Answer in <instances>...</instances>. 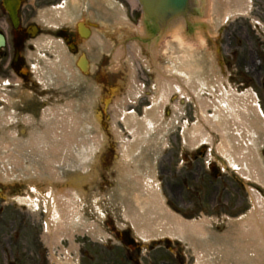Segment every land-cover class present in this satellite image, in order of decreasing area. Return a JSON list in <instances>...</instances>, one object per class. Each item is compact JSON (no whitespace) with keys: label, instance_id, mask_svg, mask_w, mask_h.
Wrapping results in <instances>:
<instances>
[{"label":"rangeland","instance_id":"1","mask_svg":"<svg viewBox=\"0 0 264 264\" xmlns=\"http://www.w3.org/2000/svg\"><path fill=\"white\" fill-rule=\"evenodd\" d=\"M63 1L68 0H22L21 11L32 15L34 20L41 6ZM116 1L117 7L120 9L122 6L127 15H124L126 22L118 24L117 50L120 47L123 56L117 59L118 88L117 97L113 100H131L127 90L129 69H136L142 89H139L140 95L132 98L135 101L128 105L127 112L131 110L135 117H143L145 109L151 107L153 98L159 95V90L154 89L158 78L154 69L162 67L168 75L175 72L172 61L178 64L186 59L195 62L197 72L204 70L198 79L192 76L197 94L170 93L161 107L160 128H152L148 132L149 140L141 143L139 151L127 160L120 152V140L129 141L132 137L122 119L114 117L108 121L97 117L85 119L93 130L83 137L85 140L98 134L99 147L84 154L87 155L86 163L79 165L77 158L76 166L66 167L69 175L65 176L64 171L60 175L61 180L44 182L42 178L25 177L27 171L42 170L47 160L34 158L30 161V157H23L28 170L19 173H15L12 167L5 168L7 178L0 180V264H67V258L72 264H194L195 257L188 241L168 234L144 239L123 218L126 204L133 210L140 206L134 177L141 178V175L156 186L163 205L170 212L186 220L206 217L212 222L218 221L219 232L225 230L228 221L240 219L252 209L251 191L264 199V184L239 172L240 164L229 162L222 153L219 133L208 132L206 126L202 127L204 122L197 115L199 105L195 100L196 97L213 96L215 77L221 80L220 85L224 89H233L239 94L251 93L261 119L256 156L259 170L264 175V0H248L243 13L232 15H227L224 8L218 13L213 12L210 1L205 0L208 4L205 2V13L199 18L204 26L193 29L190 35L185 33L181 40L183 48L173 47L176 41L167 37L159 45L154 58L148 53L145 40L139 39L137 34L142 26L137 3ZM0 23L6 29L3 17H0ZM40 33L45 34L44 31ZM131 43L138 44L133 68H129L126 61V57L132 55L129 52L133 50ZM137 57H141L148 67L145 68L142 59ZM41 95L47 101L42 102L49 103L52 99H46L44 92ZM206 109V113L211 115V107ZM100 110L101 106L94 112L99 115ZM108 110L106 106L102 109L103 113ZM194 127L209 133L213 139L211 136L208 138L213 143L202 141L196 146L189 145L185 135ZM20 130L21 133L26 131ZM73 147L80 149L85 145L84 142L77 144L76 140ZM1 161H4L2 155L0 165ZM88 163L89 173H85ZM125 169L129 175L124 174ZM82 177L87 183H83ZM73 183L80 187L79 215L84 226L73 227L67 234L59 232L49 242V238L44 236L52 231L46 229L54 228L47 226V197L53 191L74 190L69 187ZM93 225L99 234L91 232L89 227Z\"/></svg>","mask_w":264,"mask_h":264},{"label":"bare ground","instance_id":"2","mask_svg":"<svg viewBox=\"0 0 264 264\" xmlns=\"http://www.w3.org/2000/svg\"><path fill=\"white\" fill-rule=\"evenodd\" d=\"M209 1L213 12L218 13L221 8H224V11H227V15L229 13H243L248 3V0ZM131 2L134 3L133 0ZM56 12L42 14L41 21L49 22L50 24L56 23L60 20V17L54 15ZM118 23L121 24L122 20L118 19ZM138 33L139 39L146 38L140 32ZM168 34L170 38L176 41L175 44H172L173 47L181 46L183 48L181 43L183 31L181 28H171ZM165 40L162 36H159L157 41L155 39L148 40L146 48L152 58L156 55L159 45ZM43 42L45 43L46 40L44 39ZM47 45L54 48V51L59 50L60 47L52 39L47 40ZM132 46L134 51L129 50L132 55L128 60L131 66L135 58L134 53L138 52V44L132 43ZM84 48L85 60L82 58L79 61V67L82 66L83 62H86V58L89 56L90 47L85 44ZM121 56H123V50H119L117 53V57ZM138 58L142 59L141 57ZM186 60H180L178 64L176 61H172L175 66V72L168 75L165 74L166 72L162 67L156 65L157 68L154 71L158 74V78L155 81L154 89L159 90V95L157 98H153L152 107L145 109L143 117L137 118L127 113L128 98L118 99L114 103V113L122 119L124 126L129 130L132 137V140L129 141L120 140V152L125 160L130 158L134 152L137 153L139 151L141 143L147 139L149 140L148 132L152 128H154L153 130L160 128L162 122L161 107L167 102L170 93L179 92L180 95L190 94L192 96L197 94L196 84H193L192 76L198 79L199 76L204 74V70L197 72L195 62ZM142 61L145 64V68L148 67V64L143 59ZM84 70L85 68H83ZM208 70L211 72L210 65ZM73 72L74 75H70L68 81H72L75 77L80 80L85 76V73H80L79 70ZM220 84L221 80L215 77L212 85L213 90L211 91L213 96L211 98H195L199 105V113L197 115L204 122L202 127L206 126L208 132L213 130L219 133L220 143L223 145L222 153L229 159V162L240 164L239 172L264 184V175L259 170L256 157L261 119L253 103V97L248 91L239 94L233 89H224ZM139 89L140 86L134 74H132L127 86L130 96L132 98L135 97ZM207 106L212 109L211 115L206 113ZM70 111H72V108L69 109L66 115L53 117V122L40 134L43 137L42 140L37 139V143L39 141L43 143L37 145L35 139L36 146L33 148L36 151L34 153L35 158L47 161H45L46 163L42 169L43 172L36 168L37 173H29V178H32L31 175L38 177L41 176L40 174L46 173L48 180H61L60 175L63 173L64 168V171H66V167L76 166L77 158L80 160L79 165L86 163L87 155L84 154L91 153L99 145L98 134L85 140V137L81 135L87 132V126H89V123L83 118L90 117L81 116L80 112L71 113ZM57 113V111L54 112V114ZM208 136L211 135L194 127L191 130H187L185 139L193 146L202 141L213 143ZM211 138L213 139L212 136ZM43 140H48L50 145L45 148H39L40 146H45ZM76 140L77 144L84 142L85 148L82 151L73 147ZM16 150L17 153H6L7 156L5 154L4 156L13 161L17 168H21L25 154L23 150ZM79 152L82 155H77ZM88 157L90 158L89 155ZM89 164L85 168V173H89ZM66 172L69 173V170ZM124 174L129 175L127 170L124 171ZM66 178L68 179V177ZM139 178L134 177V186L138 189L136 197L140 206L133 210L129 204H126L123 211V218L131 223L133 230L138 235L143 238H150L151 236L168 234L188 241L195 257L194 264H264V205L259 197L254 198L255 210L246 220L227 222L225 230L220 233L216 229V223L211 222L207 218L189 221L183 220L178 215L170 212L163 205L156 186L150 181L144 180L142 175ZM84 179L82 177V181ZM83 183L87 182L83 181ZM69 187L74 190L69 188L61 193L53 191L48 195L45 202L49 216L47 226L51 225V228H54V230L46 229L47 231H52L47 235L49 242L59 232L67 234L73 227L84 226L81 214L79 215V207L81 209L82 201L81 193L78 192L80 187L75 183ZM89 229L94 234L100 233L94 225L90 226ZM67 264H72L69 258H67Z\"/></svg>","mask_w":264,"mask_h":264},{"label":"flooded vegetation","instance_id":"3","mask_svg":"<svg viewBox=\"0 0 264 264\" xmlns=\"http://www.w3.org/2000/svg\"><path fill=\"white\" fill-rule=\"evenodd\" d=\"M24 32L25 29L20 27L12 29V33L8 35L3 45L0 47V77L1 78H7L9 80H12L17 75L21 76L20 69L23 62L21 48H22V42L25 40L23 34ZM55 35L60 36L63 39V41L67 44L68 51L70 50L72 52H76V50L78 49L76 44V38L78 34L74 30L68 27H60L57 30H55ZM105 60H106L105 53L100 52V58L98 60V64L94 73L101 72ZM100 78L103 83V88L106 85H110L114 80V78H112L111 76L110 71L108 70L102 72L101 75H99V79ZM3 85L5 86L6 84ZM7 85L16 86V84L15 83L13 84L12 82H7ZM5 88L9 89L10 87L5 86Z\"/></svg>","mask_w":264,"mask_h":264},{"label":"water","instance_id":"4","mask_svg":"<svg viewBox=\"0 0 264 264\" xmlns=\"http://www.w3.org/2000/svg\"><path fill=\"white\" fill-rule=\"evenodd\" d=\"M139 1L143 5V10L145 14L151 17L158 24L159 27L163 26L174 17H177V15L183 14L188 4L187 2L188 0H139ZM195 26H204V24L196 23ZM192 30L193 28L187 31L189 32V35ZM152 36H154L155 41H157L159 36L162 35L158 34V36H156L152 34ZM146 38L145 40H147ZM150 39L152 38H149V40Z\"/></svg>","mask_w":264,"mask_h":264}]
</instances>
